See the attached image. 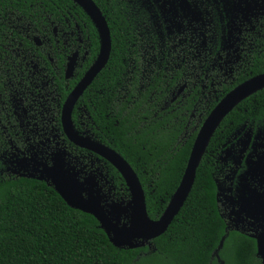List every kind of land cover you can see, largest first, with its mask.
<instances>
[{
	"label": "trees",
	"instance_id": "16d2710c",
	"mask_svg": "<svg viewBox=\"0 0 264 264\" xmlns=\"http://www.w3.org/2000/svg\"><path fill=\"white\" fill-rule=\"evenodd\" d=\"M12 1L28 5L19 12L21 26L8 29L23 41L28 42L27 34L46 35L49 19L59 23L69 18L86 23L93 53L98 51L95 25L73 0ZM96 2L102 5L100 0ZM110 4L101 8L111 29L112 53L99 77L107 78L105 93L115 89L118 100L113 106L107 99H95L93 93L90 109L99 126V140L133 166L145 190L149 216L157 219L180 183L204 118L236 84L264 72V41L252 73L239 74L231 85L223 84L209 107H193L201 95L197 86L183 107L163 108L177 83H189L187 65L169 51L168 42L161 54L158 32L153 26H142V11L135 16L126 0H110ZM63 29L68 30L69 25L63 24ZM130 67L133 85L129 91L123 69ZM111 69L116 70L117 85ZM192 109L197 115L202 112L201 118L191 119ZM246 120L254 121L255 126L264 122V88L242 100L223 119L203 155L187 200L168 229L152 240L151 248L116 247L92 214L71 207L46 181L0 173V264H261L252 238L226 231L217 208L213 176L222 131H233ZM107 164L118 187L123 188L117 196L130 197L122 175Z\"/></svg>",
	"mask_w": 264,
	"mask_h": 264
},
{
	"label": "flooded vegetation",
	"instance_id": "af4514ba",
	"mask_svg": "<svg viewBox=\"0 0 264 264\" xmlns=\"http://www.w3.org/2000/svg\"><path fill=\"white\" fill-rule=\"evenodd\" d=\"M126 1L135 16L142 11V26L156 28L161 54L168 42L169 51L187 65L189 83H177L170 99L163 102V108L183 107L197 86L201 95L193 107H209L213 96L218 98L223 84L231 85L239 74L252 73V66L262 52L264 0ZM100 2L104 8L111 5L110 0ZM27 6L12 0L0 3L1 175H17L13 170L22 167L30 171L40 169L43 165L39 164L53 165L54 160L60 158L66 167L78 172L80 180L90 178L103 186L109 200L127 202L131 194L128 198H124L125 194L121 198L117 196L118 190L123 188L118 187L108 167L109 161L71 140L63 126L66 99L99 56L101 42L97 27L99 48L96 53H93L86 23L69 18L59 23L49 19L46 35L27 34L28 42L23 41L20 35L8 29L21 26L23 20L19 12ZM65 23L69 25L68 30L63 29ZM71 23L74 27L70 28ZM71 57L74 68L68 72ZM106 65L77 99L71 113L77 134L100 143L99 126L90 109L94 101L91 95L94 93L97 100L107 99L113 106L118 100L115 89H111L109 95L105 93L107 78L99 77ZM115 69H111L115 81L111 84L117 85ZM123 70L130 91L133 70L131 67ZM96 78L98 82L92 85ZM126 94L130 98L128 91ZM195 110L190 112V118L198 119V115L201 118L202 112L197 115ZM222 134L213 171L218 212L226 231L254 240L256 258L264 264V122L255 126L254 121L246 120L233 131H222ZM144 246L151 248L152 243ZM217 258L220 260L219 256Z\"/></svg>",
	"mask_w": 264,
	"mask_h": 264
},
{
	"label": "water",
	"instance_id": "95a60500",
	"mask_svg": "<svg viewBox=\"0 0 264 264\" xmlns=\"http://www.w3.org/2000/svg\"><path fill=\"white\" fill-rule=\"evenodd\" d=\"M74 1L93 20L100 35L101 47L97 60L65 101L63 109L64 130L71 140L98 153L120 172L130 190L131 198L127 202L109 200L103 186L98 185L90 178L80 180L78 172L66 167V163L60 158H56L53 165L39 164L43 167L34 168L32 171L22 167L13 170V173L45 180L71 207L92 214L116 247L137 248L146 244L151 246L152 240L168 229L187 200L195 182L197 169L215 131L234 107L245 98L264 88V72L253 75L239 83L227 92L210 111L197 132L180 183L161 216L153 219L147 210L146 195L141 180L127 159L108 145L91 139H84L77 134L73 127L71 113L77 99L107 64L112 50L110 27L100 7L94 0ZM73 61V57H71L68 63V72L74 68ZM222 243L223 238L219 248ZM260 251L261 249H259L258 254Z\"/></svg>",
	"mask_w": 264,
	"mask_h": 264
}]
</instances>
